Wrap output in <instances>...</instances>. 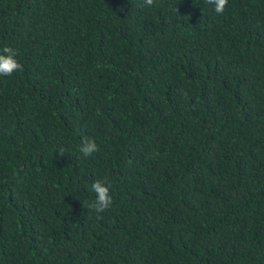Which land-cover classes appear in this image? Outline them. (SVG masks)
<instances>
[{
    "label": "trees",
    "instance_id": "16d2710c",
    "mask_svg": "<svg viewBox=\"0 0 264 264\" xmlns=\"http://www.w3.org/2000/svg\"><path fill=\"white\" fill-rule=\"evenodd\" d=\"M5 45L0 264H264V0H0Z\"/></svg>",
    "mask_w": 264,
    "mask_h": 264
},
{
    "label": "clouds",
    "instance_id": "9594fccd",
    "mask_svg": "<svg viewBox=\"0 0 264 264\" xmlns=\"http://www.w3.org/2000/svg\"><path fill=\"white\" fill-rule=\"evenodd\" d=\"M156 0H144L146 6H153ZM210 5L214 6V11L218 15H223L226 7L228 6L229 0H206ZM175 12H178V9L175 7ZM19 51L18 49L5 45L0 47V76L10 77L15 72L23 71V65L18 60ZM187 96V93H183ZM65 149L60 148L58 153L60 156L65 154ZM77 151L85 158L93 156L99 151L98 145L94 139H91L85 136L78 148ZM112 184L109 182L108 178L96 179L92 182L90 186V191L95 194L94 199H92L87 208L96 213V219H102L100 214L109 210L113 205V197L110 192Z\"/></svg>",
    "mask_w": 264,
    "mask_h": 264
}]
</instances>
